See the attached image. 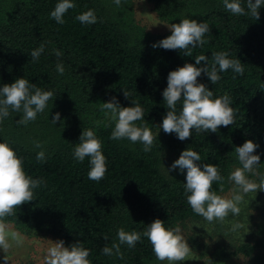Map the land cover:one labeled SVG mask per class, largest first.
<instances>
[{
    "label": "trees",
    "instance_id": "1",
    "mask_svg": "<svg viewBox=\"0 0 264 264\" xmlns=\"http://www.w3.org/2000/svg\"><path fill=\"white\" fill-rule=\"evenodd\" d=\"M149 1L158 18L169 24L185 18L207 22L210 31L204 39L208 42L191 49L192 56L178 49L154 48L171 30L145 32L128 24L123 10H110L103 0H72L76 7L68 10L62 25L50 18L60 0H0V88L24 78L54 93L45 111L26 126L17 124L22 112L11 110L0 123V143H8L23 159L27 175L44 181L33 190L35 200L17 208L6 222L22 233L63 240L65 247L81 242L91 250V264H148L155 254L143 236L133 248L121 245L123 259L104 256L102 249L118 242L120 228L142 233L160 219L171 229L199 216L187 203L186 170L170 177L162 172L164 150L181 154L191 148L201 156L197 162L201 170L204 164L216 165L224 177L222 183H213L212 190L218 192L232 168L241 167L235 148L251 140L259 146L253 154L260 156L257 171L264 175V6L255 20L250 13L231 14L223 0ZM241 4L248 12L246 0ZM88 10H94L97 23L76 20ZM41 44L44 51L32 62L30 54ZM57 50L62 52L60 57L55 55ZM218 52L239 59L244 74L232 69L218 72L221 79L213 85L202 73L198 83L212 91L214 99L229 95L235 113L232 125L220 126L215 133L193 130L184 141L162 129L154 134L150 152L143 151L139 142L111 139L115 121L101 110L102 103L115 97L121 107L139 104L144 120L137 125L153 131L168 111L162 95L168 74L189 63L205 66L203 61L195 64L199 55L207 57L210 67L213 53ZM58 63L64 65L63 75L56 71ZM124 91L129 93L127 98ZM181 106L182 102L177 104L178 112ZM56 113L60 120L53 124ZM87 129L95 132L106 157L108 171L99 182L88 179V157L82 163L74 158V148ZM36 142L42 147H35ZM41 151L43 162L36 159ZM262 197L264 203V191ZM220 254L219 261L232 264L229 252ZM234 254L247 257L250 264H264V220L258 224L256 238L240 244Z\"/></svg>",
    "mask_w": 264,
    "mask_h": 264
},
{
    "label": "clouds",
    "instance_id": "2",
    "mask_svg": "<svg viewBox=\"0 0 264 264\" xmlns=\"http://www.w3.org/2000/svg\"><path fill=\"white\" fill-rule=\"evenodd\" d=\"M114 3L120 6L121 0H114ZM223 5L233 15L244 16L250 13L255 20H259V9L264 6V0H255V2L246 0L248 12L242 6L241 0H223ZM75 7L72 0H60L50 13V18L62 25L66 22L65 14ZM76 20L88 25L97 23L94 10H88L76 16ZM170 30L172 34L159 41L158 44H154L153 47L166 50L178 49L184 55L192 56L191 49L208 42L204 37L209 33L210 27L207 22L197 23L196 20L185 18L179 24H172ZM43 51V44L32 51L30 54L32 62H36ZM55 55L60 57L62 52L57 50ZM228 57V52L213 53V62L209 67L207 57L199 55L195 57V64L200 65L203 61L205 66L197 67L189 63L168 74L167 88L162 93L168 111L160 126L165 133H175L179 140L184 141L192 136L193 130L197 133L202 131L215 133L220 126L228 127L234 123L235 113L230 107L232 101L229 95L225 93L214 99L213 92L208 90L204 84L198 83V77L202 73L208 76L213 85L221 79L218 72L232 69L234 73L243 75L244 64L237 58L229 59ZM56 71L63 75L64 65L58 63ZM233 78L235 79V76ZM124 95L127 98L129 93L124 91ZM53 96L52 91H44L24 78L4 85L0 88V123H3V120L9 116L11 110L22 112L23 115L17 124L26 126L29 122L35 121L39 113L45 111ZM181 102L182 106L178 112L177 104ZM101 110L110 114L112 120L115 121L111 139H128L132 143L139 142L144 146L143 151H151L156 136L146 125H137V121L144 120V110L139 104L132 107H121L113 97L111 102L102 103ZM59 120L60 114L56 113L52 123L55 124ZM35 147L41 148L42 145L36 142ZM258 147L249 140L235 148L234 151L241 167H237L228 177V180L234 183L230 198L218 195L212 190L214 182L224 181L219 168L216 165L204 164L201 170L197 164L201 161V156L191 148L184 150L171 165V169L167 171L179 169L183 173L186 170L184 188L185 193L189 194L187 203L192 211L209 223L214 221L223 223L230 213L233 216L240 214L239 205L244 202L246 194L258 190L264 191V175L257 171L260 156L253 154ZM86 157L89 158L90 164L88 179L96 182L104 179L108 171L106 157L102 152L101 141L91 129L83 130L80 143L74 148V158L78 162L82 163ZM36 159L43 162L45 153L39 152ZM250 174L259 177V181L250 179ZM43 183L44 181L33 179L25 173L23 159L8 143H0V249L5 253L3 257L5 264L9 261L7 253L14 246H23L26 239L19 231L14 230L5 218L14 216L17 208L34 201L33 190ZM242 227L240 223H233L231 230L235 232ZM142 236L150 242L156 259L161 262L166 261L167 264H180L192 252L179 226L166 228L164 221L156 219L142 233L127 232L124 228H120L117 232L118 242H113L111 246H104L102 255L123 259L121 245L126 244L129 248H133ZM104 239L107 240L108 237L105 236ZM90 254L91 250L85 248L81 242L65 247L63 240L50 241V246L42 258V264H91Z\"/></svg>",
    "mask_w": 264,
    "mask_h": 264
},
{
    "label": "rangeland",
    "instance_id": "3",
    "mask_svg": "<svg viewBox=\"0 0 264 264\" xmlns=\"http://www.w3.org/2000/svg\"><path fill=\"white\" fill-rule=\"evenodd\" d=\"M103 1L108 3L110 10H115L116 8L123 10V14H126L124 17L125 21L132 26H139L145 32L160 34L170 31L172 24L158 18L149 0H121L120 6L116 4L113 6L114 0ZM160 126H154L153 134L162 130ZM179 157L180 154L175 152L163 151L161 170L166 176L170 177L179 170L167 171L171 169V165ZM236 168L233 167L231 173ZM249 178L259 181V177L251 174ZM233 187L234 183L227 179L225 186L216 193L230 198ZM239 207L241 209L240 214L233 216L230 213L223 223L219 221L209 223L200 215L197 218L179 222L177 226L181 228L182 235L192 249L188 258L180 262V264H225L226 261H219V258L222 257V254H220L222 250L229 252L227 258L233 260L232 264H250L247 257L240 255L241 257L237 258L234 252L240 244L252 242L257 236L258 224L264 220L262 191L258 190L257 192L246 194L244 202ZM233 223H240L243 227L234 232L231 230ZM11 225L14 230L19 231L13 224ZM19 232L26 237L25 243L21 247L14 246L7 253L9 259L7 264H42V258L50 246V241H58L48 235ZM4 255L5 253L0 249V264H5ZM148 264H167V262L158 261L154 256Z\"/></svg>",
    "mask_w": 264,
    "mask_h": 264
}]
</instances>
